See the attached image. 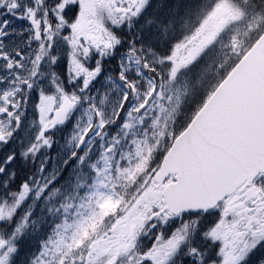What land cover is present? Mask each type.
Returning a JSON list of instances; mask_svg holds the SVG:
<instances>
[{"label":"snow or ice","instance_id":"snow-or-ice-1","mask_svg":"<svg viewBox=\"0 0 264 264\" xmlns=\"http://www.w3.org/2000/svg\"><path fill=\"white\" fill-rule=\"evenodd\" d=\"M185 3L0 0V264H264V145L153 107Z\"/></svg>","mask_w":264,"mask_h":264},{"label":"trees","instance_id":"trees-1","mask_svg":"<svg viewBox=\"0 0 264 264\" xmlns=\"http://www.w3.org/2000/svg\"><path fill=\"white\" fill-rule=\"evenodd\" d=\"M225 3L242 8L244 15L206 45L203 35L208 27L212 26L211 37L221 23L217 16H213L211 22L206 18L219 4ZM168 27V31L161 29V40L167 41V44L152 48L149 61L162 66V70L156 69L160 76L157 83L160 91L153 104L161 126L165 114L173 110V102L180 97L179 107L169 123L180 116L186 102L198 96H208L244 50L254 42L264 29V0H186L184 14ZM205 40L208 41L207 38ZM198 48L202 51L195 62L187 68H180L170 79L173 58L187 56ZM168 61L170 63H166Z\"/></svg>","mask_w":264,"mask_h":264},{"label":"water","instance_id":"water-1","mask_svg":"<svg viewBox=\"0 0 264 264\" xmlns=\"http://www.w3.org/2000/svg\"><path fill=\"white\" fill-rule=\"evenodd\" d=\"M215 94L219 95L206 138L236 156L264 145V33Z\"/></svg>","mask_w":264,"mask_h":264},{"label":"rangeland","instance_id":"rangeland-1","mask_svg":"<svg viewBox=\"0 0 264 264\" xmlns=\"http://www.w3.org/2000/svg\"><path fill=\"white\" fill-rule=\"evenodd\" d=\"M227 14L228 15H227L226 19H233V18H239L243 13L240 12V9H234L233 8L231 10H227ZM26 115H27V113H26ZM165 118L170 119L168 113L163 118L162 126L164 124ZM69 127H70V125H69ZM32 131H35L34 127H33ZM60 140H61V143H63L66 148L71 146L70 142L67 141L66 136L64 134H61ZM97 143H99V141H97ZM95 158H96V155L93 154V155L89 156L88 158H86L85 162H90L91 160H94ZM85 170H87V167H85Z\"/></svg>","mask_w":264,"mask_h":264}]
</instances>
